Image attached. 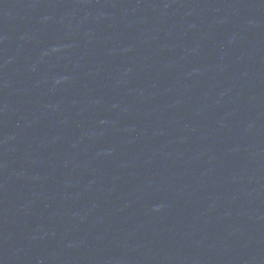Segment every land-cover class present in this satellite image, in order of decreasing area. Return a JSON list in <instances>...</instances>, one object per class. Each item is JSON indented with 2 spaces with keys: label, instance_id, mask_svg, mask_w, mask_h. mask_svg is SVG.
Wrapping results in <instances>:
<instances>
[{
  "label": "water",
  "instance_id": "obj_1",
  "mask_svg": "<svg viewBox=\"0 0 264 264\" xmlns=\"http://www.w3.org/2000/svg\"><path fill=\"white\" fill-rule=\"evenodd\" d=\"M0 264H264V0H0Z\"/></svg>",
  "mask_w": 264,
  "mask_h": 264
}]
</instances>
